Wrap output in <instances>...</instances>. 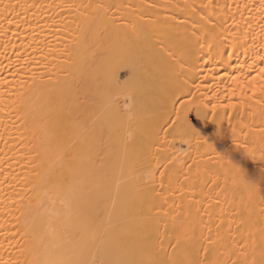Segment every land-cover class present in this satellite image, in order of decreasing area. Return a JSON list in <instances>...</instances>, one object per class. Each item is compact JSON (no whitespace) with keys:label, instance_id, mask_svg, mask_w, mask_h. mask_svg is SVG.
Returning <instances> with one entry per match:
<instances>
[{"label":"bare ground","instance_id":"obj_1","mask_svg":"<svg viewBox=\"0 0 264 264\" xmlns=\"http://www.w3.org/2000/svg\"><path fill=\"white\" fill-rule=\"evenodd\" d=\"M89 2L0 3V256L141 264L166 258L179 240L181 258H202L208 247V261L223 262L242 246L258 257L264 199H250L227 163L189 141L182 125L185 108L199 109L228 132L214 142L218 151L232 146L235 129L259 157V0H104L129 5L107 15L55 7Z\"/></svg>","mask_w":264,"mask_h":264},{"label":"snow or ice","instance_id":"obj_2","mask_svg":"<svg viewBox=\"0 0 264 264\" xmlns=\"http://www.w3.org/2000/svg\"><path fill=\"white\" fill-rule=\"evenodd\" d=\"M0 3H3V0H0ZM207 7V5H205ZM9 5L4 4V9L7 10ZM15 5L12 6V10L15 11ZM28 7H35L41 8L45 7L42 4H33L28 5ZM46 7L52 8L54 5L48 4ZM55 7L60 8H67V9H93L98 13H103L107 15L109 12L117 13L129 7L127 4L122 3H106L104 0H97V2L93 3H81V4H73V3H66L64 5H55ZM244 8H250L249 5H243ZM255 10L257 12H264V0H259V4L255 5ZM17 15H19L17 13ZM7 19V23L11 25L13 20L8 17H4ZM7 29H4L6 32ZM3 34V32H0ZM203 47V45H201ZM237 78H233L235 81ZM259 79L264 81V68L260 69V76ZM233 91L234 90H230ZM207 107V105H205ZM218 105L212 104V111L213 113L216 112ZM219 107H225V105H219ZM195 111V118L197 122L202 117L204 121L205 127H198L197 123L192 122V112ZM185 119L188 121L182 125V134L188 138L189 141L195 139L197 147H204L207 146L211 149L212 152L216 153L221 161H224L229 166V171H231L236 178L234 183H238L240 186L243 187L245 191L248 192L249 198H253L257 193L260 194L262 199H264V148H261L259 157L256 156L254 151H250L247 141H241L237 138L235 129H232V139L231 145L235 146V148L239 149L241 153V158L237 160L234 156L233 147L228 146L225 147L223 150L218 151L219 145L214 146V142L220 138L227 140L228 132L223 128L222 124H219L215 119L211 122L207 119V114L202 113L199 109H191L185 108ZM175 124V121L173 122ZM210 125V126H209ZM231 127V126H230ZM175 157L172 159H167L164 165H159L158 167L163 169H168L170 165H172L175 161ZM246 161H251L254 164V167L250 166L246 163ZM192 165H189V171H191ZM165 171H160L161 176V185L160 187H164L163 177L165 176ZM185 179H188L185 176ZM219 177L217 176L215 180H212V183L219 187L218 184ZM159 193H157L158 195ZM219 195V194H218ZM166 203V201H165ZM216 205H220L219 199L216 200ZM210 207V205H209ZM200 210L197 209V214H199ZM217 229L221 227V225L216 226ZM209 232H212L211 227H209ZM220 239L219 235H217V239H213L211 236L208 237V244L215 245ZM2 247V245H0ZM169 247L173 250L171 254L165 253L164 256L166 258H159V259H149L147 261H142L141 264H264V247H261L259 256L253 249L252 253L249 254L246 250V246H242L245 250L240 251L239 253L235 254V259H232V254H229V259L223 262L221 261H208L207 253L209 252V248H204L205 256L202 258L192 259L187 253L181 258L178 255L177 250L180 249L181 243L177 240V243L170 244ZM249 255L251 258H249ZM241 257L244 259L242 260ZM0 264H15L14 261L11 259H4L3 256H0Z\"/></svg>","mask_w":264,"mask_h":264},{"label":"rangeland","instance_id":"obj_3","mask_svg":"<svg viewBox=\"0 0 264 264\" xmlns=\"http://www.w3.org/2000/svg\"><path fill=\"white\" fill-rule=\"evenodd\" d=\"M127 73V70L126 69H123V71L121 72V78H124V76L126 75Z\"/></svg>","mask_w":264,"mask_h":264}]
</instances>
